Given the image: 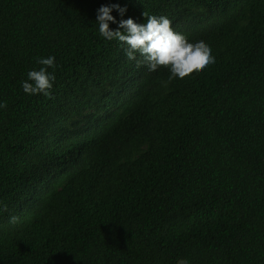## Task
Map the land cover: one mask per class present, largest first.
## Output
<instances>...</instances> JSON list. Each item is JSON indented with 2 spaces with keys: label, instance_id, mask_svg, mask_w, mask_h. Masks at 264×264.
<instances>
[{
  "label": "trees",
  "instance_id": "obj_1",
  "mask_svg": "<svg viewBox=\"0 0 264 264\" xmlns=\"http://www.w3.org/2000/svg\"><path fill=\"white\" fill-rule=\"evenodd\" d=\"M110 2L215 62L138 66L98 34ZM0 101V264H264V0H0Z\"/></svg>",
  "mask_w": 264,
  "mask_h": 264
},
{
  "label": "clouds",
  "instance_id": "obj_2",
  "mask_svg": "<svg viewBox=\"0 0 264 264\" xmlns=\"http://www.w3.org/2000/svg\"><path fill=\"white\" fill-rule=\"evenodd\" d=\"M113 10L123 17L127 10L126 5L120 3L101 4L96 9L95 22L100 37L107 41H117L124 50L128 60H135L137 65L143 64L148 71H156L164 66L169 70V79L184 78L193 71H200L208 64L214 63L210 46L203 40L189 41L188 38L172 29L171 21L163 15H147L145 22H135L132 17L121 18L117 21L112 15ZM115 24L110 28L109 23ZM137 55L140 59H137ZM54 56L39 57L36 63L38 69L27 72V79L21 81V88L25 94L50 95L49 90L55 80ZM4 103L0 101V107ZM10 218V222L15 221ZM175 264H190L187 257H178Z\"/></svg>",
  "mask_w": 264,
  "mask_h": 264
}]
</instances>
